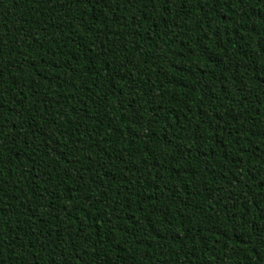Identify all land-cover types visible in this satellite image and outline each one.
Returning a JSON list of instances; mask_svg holds the SVG:
<instances>
[{
  "label": "trees",
  "instance_id": "1",
  "mask_svg": "<svg viewBox=\"0 0 264 264\" xmlns=\"http://www.w3.org/2000/svg\"><path fill=\"white\" fill-rule=\"evenodd\" d=\"M0 264H264V0H0Z\"/></svg>",
  "mask_w": 264,
  "mask_h": 264
}]
</instances>
